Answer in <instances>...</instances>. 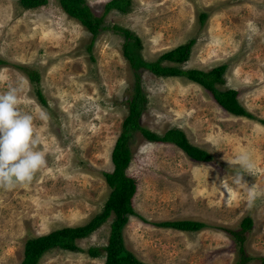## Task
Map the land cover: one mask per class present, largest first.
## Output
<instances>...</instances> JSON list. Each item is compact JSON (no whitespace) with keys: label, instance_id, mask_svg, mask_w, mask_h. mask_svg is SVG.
Returning a JSON list of instances; mask_svg holds the SVG:
<instances>
[{"label":"rangeland","instance_id":"1","mask_svg":"<svg viewBox=\"0 0 264 264\" xmlns=\"http://www.w3.org/2000/svg\"><path fill=\"white\" fill-rule=\"evenodd\" d=\"M86 1L101 15L109 0ZM104 25L89 49L92 34L59 0L38 9H25L19 0H0V59L5 61L0 93L23 80L22 111L35 116L43 109L49 117L34 119L46 167L26 188L0 189V264L22 263L28 239L87 224L103 210L112 190L104 173L114 168L112 150L136 88L135 69L123 53L125 37L116 25L142 39V56L149 61L195 38L186 62L165 64L203 70L227 64L222 89H237L252 115L228 112L207 89L185 77L139 71L147 98L141 124L160 134L179 127L213 158L197 161L174 143L152 142L135 133L128 174L138 184L136 214L123 229L126 247L148 264H236L239 242L228 230H239L249 216L253 228L245 234V249L254 258L247 264H262L264 0H132L128 13L112 10ZM23 67L40 73L39 85ZM38 87L47 105L37 97ZM241 151L251 156V173L235 163ZM237 172L242 185L234 182ZM249 189L256 192L252 206ZM113 219L111 215L78 240L82 251L52 249L38 264H104V251L98 257L87 251L108 244ZM178 219L208 226L182 231L155 225Z\"/></svg>","mask_w":264,"mask_h":264},{"label":"trees","instance_id":"2","mask_svg":"<svg viewBox=\"0 0 264 264\" xmlns=\"http://www.w3.org/2000/svg\"><path fill=\"white\" fill-rule=\"evenodd\" d=\"M49 0H19V4L25 9H38L46 6ZM62 9L72 18L78 20L92 34L89 49H92L95 39L100 30L106 29L104 25L105 17L112 10L121 13H128L131 10L132 0H109L105 4L104 12L95 15L86 0H59ZM206 14H203L204 21ZM114 29L124 35L123 44L124 56L129 60L136 72L135 91L128 99V114L123 122L121 135L117 139L112 150L113 170L104 173L106 180L112 188L106 200L103 210L97 213L87 224L78 226H67L56 229L47 234L28 239L25 244V257L20 264H38L42 256L52 249H65L69 251H82L78 240L89 237L94 231L100 228L111 215L114 219L111 223L109 242L104 247H90L87 251L90 256L98 257L105 252L106 260L104 264H148L140 260L125 244L123 229L129 221L130 215L136 214L133 207V199L137 193V181L128 174V169L133 159L130 142L136 132H140L147 140L160 143H174L181 148L188 156L197 161H211L212 154L196 145H193L185 131L179 127H172L163 134L157 133L143 126L140 122L142 113L146 108L147 98L142 89L139 71L147 69L157 76H181L192 82H196L207 89L216 100L228 112L237 116H249L251 113L244 107L239 99V91L235 88L222 87L226 84L225 73L227 64L215 66L209 70L200 68H182L178 65L165 64L172 62L182 64L186 62L196 43L195 38L176 46L173 49L163 52L155 61L146 60L142 56V39L130 29L114 26ZM0 59V66L3 64ZM28 77L33 83L39 85L40 73L28 67H23ZM37 97L43 105H47L46 97L40 87L36 90ZM264 124V119L260 120ZM159 227L172 228L182 231H198L207 223L193 219H178L160 221L155 224ZM253 228L252 217H245L239 230H228L239 242L240 260L236 264H247L254 257L248 255L245 249L247 240L246 232ZM264 264V255L260 257Z\"/></svg>","mask_w":264,"mask_h":264},{"label":"clouds","instance_id":"3","mask_svg":"<svg viewBox=\"0 0 264 264\" xmlns=\"http://www.w3.org/2000/svg\"><path fill=\"white\" fill-rule=\"evenodd\" d=\"M24 83L21 80L17 86H10L0 93V189L3 190L28 187L36 173L47 164L45 154L38 150L40 138L35 133L34 119L47 121L49 117L43 109L38 110L35 116L22 111ZM235 163L248 173L254 169L247 151H241ZM234 182L237 185L245 182L240 172H237ZM255 199L256 192L249 189L248 205L252 206Z\"/></svg>","mask_w":264,"mask_h":264}]
</instances>
